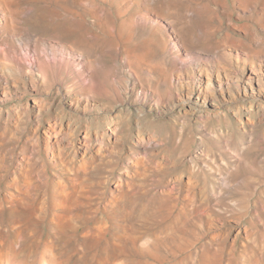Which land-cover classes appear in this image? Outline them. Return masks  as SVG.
Here are the masks:
<instances>
[{
	"label": "rangeland",
	"instance_id": "374dc122",
	"mask_svg": "<svg viewBox=\"0 0 264 264\" xmlns=\"http://www.w3.org/2000/svg\"><path fill=\"white\" fill-rule=\"evenodd\" d=\"M58 1L19 0L27 32L86 62L0 89V202L26 164L48 199L64 182L82 205L57 241L69 264L79 248L85 264H264V81L245 85L223 45L264 47V0ZM205 61L233 78L223 94L198 92ZM52 206H2L0 242L51 241Z\"/></svg>",
	"mask_w": 264,
	"mask_h": 264
},
{
	"label": "bare ground",
	"instance_id": "6f19581e",
	"mask_svg": "<svg viewBox=\"0 0 264 264\" xmlns=\"http://www.w3.org/2000/svg\"><path fill=\"white\" fill-rule=\"evenodd\" d=\"M18 3L19 0H0V89L4 88V86L9 85L10 82H14L13 75H16V73L17 76L21 73H23L24 75H29L28 73L30 72H26L27 70L25 71L26 68H24L26 65L28 66V68H30V71L37 72L35 80L36 82L40 83V81L43 79V72L46 75L47 71H44L46 69V66H50L48 65V61L53 62L54 65L57 61L60 64L64 65L70 64L72 62H75V64L77 65L86 62V60H84V55L77 49L73 48L71 45L66 44L63 46H59V49L57 48L55 50H47L45 46L42 47L43 45H36L37 40H33V35L27 32L28 29L25 26V20L26 18H28L30 9L27 6H19ZM149 14L150 13L139 14L140 21H142V23L148 22L150 19ZM168 16L169 15H167L166 17L164 16L165 19L163 17L162 18L164 19V21H166V23L170 25V30L173 33L175 28H173V22ZM223 45L231 48V50L229 51L228 48L225 47L229 51L226 56L230 61L236 63V65L249 66V78L244 83L245 85L251 86L254 82H256L257 84L261 81H264V47H261L258 50H252V48H250L249 46L247 48L245 43L238 40H234L233 42H229L228 44ZM223 57L225 58V56ZM187 61L184 63H187ZM216 62L205 61L203 63H195V66L198 68V71L201 75V79L196 83V88L198 92L203 95H214L215 92L223 94L222 92L224 91V89H228L233 84V78L230 76V73L224 70V67L222 68L220 63L217 64ZM188 67H190V65ZM51 128L46 130L43 134V142L47 146H49L48 144L52 140L51 137H53L52 134L55 127L52 130ZM29 166L26 164L25 167H22L23 169L20 168L21 170L19 169L18 171L12 172V175L7 182L9 185V191L5 192V195L0 202V208H2V206H9L10 208L21 207L25 211H33L34 214H32L36 216L37 219H40L49 212L47 210L48 205L52 203L53 206L50 211L51 214L48 215L49 218L47 220L48 224L52 226L53 232H51L53 238H50L51 241L48 242L29 243L32 242L29 241V244H23V235H21L19 229V231H16V233H14L15 236L9 244L4 245L2 242H0V264H69L71 260L70 255L66 252L67 250H64V246H61V243L59 245V242L57 241L60 236H64L67 234L65 232L66 225L68 222H72L75 219V213L73 211L79 213V206H82L81 201H78L77 198L74 199V197L72 199L71 194L69 195L66 192V186L64 187L63 185L64 182L62 183L59 180L57 183L55 182L56 185L54 184L56 187V198L53 197L54 199H48L45 193H42L41 190L39 191L40 186H38L37 184L40 170H42L43 167L41 169H34L35 172H32V168H30ZM64 170L66 171L67 169L65 168ZM41 183L42 181L40 182V184ZM69 196H71V198H69ZM13 229L15 228L13 227ZM30 234L31 233H29L28 235ZM66 236H68V234ZM73 254L77 255L76 260L74 259L75 262L73 264H85L84 253L81 248L77 249L76 253Z\"/></svg>",
	"mask_w": 264,
	"mask_h": 264
}]
</instances>
